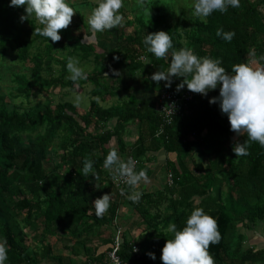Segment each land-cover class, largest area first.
I'll list each match as a JSON object with an SVG mask.
<instances>
[{
    "label": "trees",
    "instance_id": "1",
    "mask_svg": "<svg viewBox=\"0 0 264 264\" xmlns=\"http://www.w3.org/2000/svg\"><path fill=\"white\" fill-rule=\"evenodd\" d=\"M80 1L86 5L92 0ZM9 3L0 0V76L4 66L13 69L6 64L7 57L23 71L13 75L15 94L7 97L0 92V242H6L5 264H109L123 206L147 226V232L132 241L121 229L117 255L123 264H149L145 250L150 240L165 244L173 233L161 238V228L174 223L182 230L196 207L217 222L219 242L208 249L214 264H264V251L244 250L235 242L239 227L264 223V147L251 142L249 154L236 158L233 146L243 143L247 135L234 142L237 134L230 130L227 115L221 113L219 103H209L219 96V86L203 96L186 86L177 91L183 78L174 77L171 87H165L164 81L156 84L151 75L166 72L169 65L147 52L143 43L146 34L163 30L172 39L169 53L192 49L198 57L221 59V66L230 71L234 64L258 61L264 54V0H240L238 8L213 12L206 23L192 17L190 25L183 17L171 24L169 14L157 4L151 19L134 15L130 20L123 5L122 25L92 33L96 43H84L82 35L72 42H48L35 34L43 25L26 20L24 26L20 21L24 7H9ZM221 29L235 32L230 43L216 35ZM102 43L113 48L102 49ZM57 48L68 53L65 59L57 56ZM250 49H255L256 57L248 55ZM68 57L93 59L91 75L75 83L66 79ZM54 64L61 66L59 77H45ZM88 85L91 101L84 111L68 102L52 108L50 100L32 101L40 92L81 90ZM186 91L195 94L194 100L181 105L172 125L159 135L166 124L161 94L176 92L180 97ZM9 99L22 100L21 107L10 108ZM131 127L137 130L134 145L124 139L133 134ZM112 149L124 161L129 157L137 161L136 171L143 170L146 178L152 174L148 165L153 155L164 151L168 158L175 157L165 167L166 173L173 174V186L143 194L133 203L126 198L132 190L125 185L121 195L113 173L103 167ZM85 158L94 162L97 179L80 173ZM105 193L111 194L110 206L97 218L92 202ZM173 197L177 200H169L163 214L161 204ZM195 199L200 201L197 206ZM31 236L34 244L29 243Z\"/></svg>",
    "mask_w": 264,
    "mask_h": 264
},
{
    "label": "clouds",
    "instance_id": "2",
    "mask_svg": "<svg viewBox=\"0 0 264 264\" xmlns=\"http://www.w3.org/2000/svg\"><path fill=\"white\" fill-rule=\"evenodd\" d=\"M124 0H97L96 6L88 17V24L93 34L111 30L122 25L124 17L119 12ZM146 0H137L138 7L150 15V9L145 8ZM24 7L26 15H21L20 21L30 20L31 17L43 25L35 29V34L47 38V41L58 42L61 40L60 31L72 23L73 16L77 13L70 5L69 0H10L9 7ZM240 0H192L190 14L206 23L213 12L226 13L231 8H238ZM216 35L227 42H231L235 32L218 30ZM147 52L157 59L168 62L167 71L154 72L150 79L159 84L165 82V87H171L173 78H183L177 85V91L185 86L191 92L207 96L209 91L219 86V96L212 97L210 104L219 103L222 114H226L230 130L237 136L246 133L247 139L236 142L233 153L236 158L247 156L251 142H257L264 147V65L254 67L253 64L264 62V54L251 62L234 64L230 71L222 67L219 58L198 57L192 49L181 48L178 51L169 50L173 43L169 32L160 30L146 34L143 40ZM248 55L256 57L255 49H250ZM170 58V62H169ZM141 60L145 57L141 56ZM70 79L75 83L86 79L87 74L80 66L78 59L68 57L66 64ZM108 76L107 74H105ZM116 75H119L117 72ZM171 110L172 107L167 106ZM165 108L163 109V111ZM162 111V112H163ZM93 161L85 158L81 174L97 179L93 170ZM136 161L129 157L127 161L121 159L117 150H110L103 160V167L113 173V180L121 179L131 189L127 199L138 203L141 194L135 189L146 178L143 170H135ZM98 188V186L96 185ZM125 195V190H120ZM111 194L105 193L92 202V208L97 218H100L110 206ZM167 231L173 233V238L168 239L162 248L160 256L163 264H214L208 252L211 244L219 242L217 222L214 217L207 214L203 208L196 207L186 220V226L178 230L176 224L171 223ZM6 242H0V264H5L8 259ZM155 260L154 253H148Z\"/></svg>",
    "mask_w": 264,
    "mask_h": 264
},
{
    "label": "rangeland",
    "instance_id": "3",
    "mask_svg": "<svg viewBox=\"0 0 264 264\" xmlns=\"http://www.w3.org/2000/svg\"><path fill=\"white\" fill-rule=\"evenodd\" d=\"M148 2V9H150V15L145 14L137 5V0H124L123 5L128 8L127 10V16H129L130 20L134 19V15L142 16L145 19L149 20L152 17L156 16L157 10L155 4H157L159 10L161 12L169 14V22L171 24H175L178 22L179 18L183 17V20L190 25V22L192 20V16L190 14V8L192 4V0H146ZM70 5L74 8V10L77 11V13L73 16L72 23L69 25L66 29H61L60 35L61 40H67L68 42L76 41L79 36H83L84 43H96V38L92 34L89 28L88 24V17L91 15L92 9L96 6L97 0H92L89 4H82L80 0H69ZM130 10H134L131 12ZM22 15H26L25 11L22 13ZM31 21H33L37 25L40 24L35 17L30 18ZM26 21V20H25ZM23 22L24 26L26 25V22ZM81 31H83L81 33ZM97 34V33H96ZM113 42L115 40L113 39ZM100 47L102 49L108 50V48H113V45H107L106 43L100 44ZM57 56L60 59H65L68 55V53L62 51L60 48L56 49ZM79 60L80 66L84 68L86 74L91 75V73L94 70V62L93 59L83 61L81 60V57H74ZM6 64L10 67H13V69L8 70L5 68L2 69V74L0 76V92L5 95L9 96L10 94H15V88L16 83L14 81V74H18L23 69L21 67L16 66L11 63L10 57L6 58ZM61 74V66L54 64L53 65V71L51 74L45 75V77H51V78H58ZM48 77V78H49ZM70 73H67L66 79L71 80ZM72 81V80H71ZM92 90L91 86H86L83 89H75L74 91L70 90H57V91H48V92H40L36 95L35 98L32 99L34 104H45L48 100L52 102V108H55L57 104L68 102L73 105H75L80 111L87 110L90 105L91 98L89 96L90 92ZM22 100L14 101L9 99L8 103L10 104V108L14 107H21ZM27 105H24L23 108H26ZM137 130L133 127L132 132L133 134ZM131 135L130 138L135 139L137 135ZM131 140V139H130ZM161 178H163L161 176ZM119 223V222H118ZM117 223V224H118ZM119 225V224H118ZM261 225V224H260ZM255 227L260 228L259 224H255ZM122 229V228H121ZM123 230V229H122ZM242 230V228H241ZM108 234L107 237H110L111 233L109 231L106 232ZM136 236V235H135ZM29 243L34 244L33 237H29ZM237 242V240H235ZM80 264V263H78Z\"/></svg>",
    "mask_w": 264,
    "mask_h": 264
},
{
    "label": "crops",
    "instance_id": "4",
    "mask_svg": "<svg viewBox=\"0 0 264 264\" xmlns=\"http://www.w3.org/2000/svg\"><path fill=\"white\" fill-rule=\"evenodd\" d=\"M132 128L133 127L130 128L131 131ZM133 135H137V131ZM124 139L127 144L129 143L130 145H134L137 140V136L135 137V139H132L129 136L124 137ZM237 139L238 136L236 135L234 142H236ZM201 155L202 153H199V156ZM152 158V163L148 165L150 170L152 171L151 176L143 179L135 189V191L139 192L141 196L143 194H156L157 192H160L168 187L167 177L171 172L166 173L165 167L169 161H175L176 159L175 157L168 158L167 154L164 151L153 155ZM161 176L163 178H161ZM169 200L175 201L177 200V197H173V199L168 198L164 203L161 204V211L163 214H165V212L167 211ZM195 201V205H199L200 201L198 199H195ZM118 215L119 217L117 218V222H119L118 224L119 226H121L120 228H122L123 231L126 232L127 240L132 241L133 239H138L147 232V226L142 225L140 216L138 214H134L128 207L123 206ZM259 226L260 228H257L255 226H251V228L244 226L239 227L236 230L235 239H237L239 245H241L244 250L250 249L255 251H264V223H261V225L259 224ZM167 229L164 230L163 228H161V238L162 236H164V234L169 233ZM164 245V242L161 240H158L155 243L150 240L149 246L147 248L148 250H145L147 257L150 260L149 264H163L160 256L162 254V248L164 247ZM148 253H154L156 259H151Z\"/></svg>",
    "mask_w": 264,
    "mask_h": 264
},
{
    "label": "built area",
    "instance_id": "5",
    "mask_svg": "<svg viewBox=\"0 0 264 264\" xmlns=\"http://www.w3.org/2000/svg\"><path fill=\"white\" fill-rule=\"evenodd\" d=\"M194 98H195V94H192L191 92H187V91L185 93H183L180 97H178L176 92H166V93L161 94L160 109H161V111H163V109L165 108V110L163 111V113H164L163 114V116H164L163 120L166 124L162 125L159 135L161 133H163L165 127H169L172 125L171 123H172L173 117L176 115V113H179L183 108L181 105H183L185 107L186 105H188L187 103L192 102L194 100ZM167 106L172 107V113L173 114H171V110ZM137 166H138V162L136 161L135 170L137 169ZM167 182H168L169 187L173 186L174 180H173V174L172 173L168 174ZM125 185L126 184L121 179H117L114 181V186L116 187V189L119 192ZM121 233H122V230L119 229L114 249L108 255V257L110 259L109 264H123V262L120 260V258L117 255L119 253L120 245H121ZM134 252L138 253V249L134 248Z\"/></svg>",
    "mask_w": 264,
    "mask_h": 264
}]
</instances>
